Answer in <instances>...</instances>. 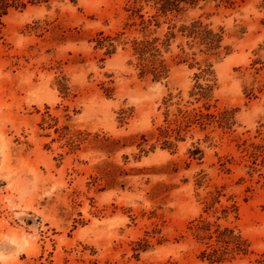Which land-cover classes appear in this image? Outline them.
<instances>
[{"label": "rangeland", "instance_id": "374dc122", "mask_svg": "<svg viewBox=\"0 0 264 264\" xmlns=\"http://www.w3.org/2000/svg\"><path fill=\"white\" fill-rule=\"evenodd\" d=\"M21 1L0 20V264H264V0ZM199 220L232 231L222 261Z\"/></svg>", "mask_w": 264, "mask_h": 264}, {"label": "trees", "instance_id": "16d2710c", "mask_svg": "<svg viewBox=\"0 0 264 264\" xmlns=\"http://www.w3.org/2000/svg\"><path fill=\"white\" fill-rule=\"evenodd\" d=\"M185 0H157V3L160 4V10H163L164 12H167L169 10L178 9L180 2H183ZM187 1V0H186ZM11 6L20 7L23 8L26 7V3H24L21 0H0V20L4 15H6L9 11V8ZM111 36H107L104 38V40H113ZM154 42H150L148 40H135L134 45L137 50V52L144 56L151 50L155 49L153 46ZM111 45H113L111 43ZM154 71L157 70V67L153 68ZM212 224L206 223L205 220H199V222L195 225V228L198 230H207L208 231V237L209 238H215L216 244L209 245L208 249H205L203 251L204 257L208 258L211 261H222L227 254L230 252V244L232 242L231 239L227 237V233H232L229 229H226L225 231H220L218 228L211 231ZM236 246L234 250H243V242L240 240V238H235Z\"/></svg>", "mask_w": 264, "mask_h": 264}]
</instances>
